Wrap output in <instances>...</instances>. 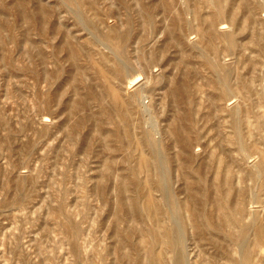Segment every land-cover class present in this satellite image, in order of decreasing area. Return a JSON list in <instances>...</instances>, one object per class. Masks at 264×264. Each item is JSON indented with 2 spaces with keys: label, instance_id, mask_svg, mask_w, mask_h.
Returning a JSON list of instances; mask_svg holds the SVG:
<instances>
[{
  "label": "rangeland",
  "instance_id": "1",
  "mask_svg": "<svg viewBox=\"0 0 264 264\" xmlns=\"http://www.w3.org/2000/svg\"><path fill=\"white\" fill-rule=\"evenodd\" d=\"M263 204L264 0H0V264H264Z\"/></svg>",
  "mask_w": 264,
  "mask_h": 264
},
{
  "label": "bare ground",
  "instance_id": "2",
  "mask_svg": "<svg viewBox=\"0 0 264 264\" xmlns=\"http://www.w3.org/2000/svg\"><path fill=\"white\" fill-rule=\"evenodd\" d=\"M222 89V88H221ZM231 91V90H230ZM222 92L227 96V99H226V101L228 100V99H230L231 98V96H229V91L226 89V88H223V90H222ZM223 95V94H222ZM224 96V95H223ZM225 101V100H224ZM223 106V105H222ZM229 106V105H228ZM246 152V151H245ZM246 157H251V153L250 152H247L246 154H244ZM261 176H262V174H261ZM260 183V182H259ZM256 203V199L255 198H251L250 200H249V202H248V204H252L253 205V203ZM264 205V204H263ZM253 208V207H252ZM250 209V208H249ZM252 210V209H251ZM250 211V210H249ZM249 214L252 216L253 215V213L250 211L249 212ZM248 215V214H247ZM239 255H240V257H242V258H249L250 257V253L248 252V251H244L243 250V248L239 251ZM238 255V256H239ZM180 262V261H179Z\"/></svg>",
  "mask_w": 264,
  "mask_h": 264
}]
</instances>
